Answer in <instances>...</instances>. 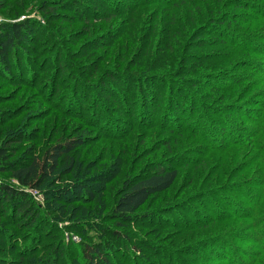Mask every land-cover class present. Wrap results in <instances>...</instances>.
Instances as JSON below:
<instances>
[{"label":"rangeland","instance_id":"1","mask_svg":"<svg viewBox=\"0 0 264 264\" xmlns=\"http://www.w3.org/2000/svg\"><path fill=\"white\" fill-rule=\"evenodd\" d=\"M41 1L17 0V3L27 6L25 17L19 20L26 18L33 34L29 53L17 54L15 60L18 61L13 64L9 74L3 73L0 68V133L3 137L30 134L19 154L26 153L30 148L43 156L52 144L62 141L80 139L84 145L70 154L74 166L69 173L65 172L63 162L41 190L26 192L40 205L43 213L37 228L24 229L17 227L13 220H0V228H3L6 239L2 249H7L6 253L0 254V258L10 260V264H48L49 259L44 258L54 249L57 252L56 264H86L79 258L83 245L97 247L100 244L109 250L111 264H226L215 260L212 253L218 249L215 243L221 241L231 245L226 247L224 253L231 264L235 259H245L246 264V257L254 261L257 246L248 244L257 239L250 230L253 220L235 217V213L246 209L242 192L247 194L250 189L248 183L259 179V175L253 176L255 159L264 164V156L258 151L257 142L247 136L240 138L234 135V141L230 143L232 135L226 133L229 129L222 121L227 119L229 125L236 126L240 120L237 114L228 112L229 109L249 107L255 111L257 103L261 102L259 97L264 94V78L259 75V69H264V51L261 49L264 42H256L259 49L253 47L249 51L248 47H244L240 51H228L224 42L226 39L221 41L220 34L209 26V22L202 24L186 41L182 53L188 49V53L199 60L206 55L208 59L206 63L196 66L205 65L200 70L189 73L187 68L195 66L199 60L186 61L183 54L181 58L184 60L179 63L171 60L180 49L183 36L178 38L175 50L164 54L156 50L163 46V34L159 31L162 23L154 27L157 24L155 19L168 15L162 13L159 0H149L152 4L143 13L131 17L122 15L115 19V27H121L125 34L119 37V42L117 40L111 44L108 39L104 40L105 46L100 50H93V44L98 39L106 38L107 27L103 24H94L95 30L91 28L90 37L84 34L76 40L73 37L82 23L77 22L78 16L71 10V3L79 1L80 4L81 0H56L58 12L68 17L63 22L52 18L51 10L40 11L38 7ZM90 1L94 0H83L81 10ZM4 2L5 7L0 10V27L7 30L6 25L19 5H15L14 0ZM227 12L233 11L230 9ZM185 13L189 17L188 12ZM186 17L179 21H184L185 27L175 21L182 35L189 27ZM236 23L239 28L234 26V30L245 31L241 22ZM259 26L258 32H236L234 40L241 41L239 36L247 37L249 33L263 37L264 20L259 22ZM136 27L134 39L129 41L126 50L122 45L131 37L133 31L130 29ZM222 27L225 33L226 26ZM144 31L152 35L150 49L141 58L135 53L131 57L139 42L137 35ZM197 39L200 40L197 42ZM126 51L127 58L124 60ZM118 58L125 62L130 60L129 70L123 69V72H127L131 80L137 78L133 83L134 86L139 84L141 90L148 88V81L143 79L150 73L148 71L168 67L160 77L152 76L151 81L157 84L167 81L171 88L179 85L181 93L184 91L179 97L183 95V106L186 107L184 109L182 106V115H172L167 107L162 106L176 97L175 88L166 95L162 88L158 101L160 106L153 112V122L146 126L143 125L148 120L146 110L144 114H137L140 119L138 123L143 127L136 126L128 109L123 114L118 112L113 106L115 100L126 98L131 105L138 103L140 106L144 93L104 92L101 86L104 83L100 84V80L96 81L95 78L88 79L82 72L83 65L90 60L91 66L97 63L103 68L119 63ZM106 61H109L108 65ZM231 75L238 79H253L245 81L241 84L243 86L235 85V90L227 95L224 90L216 88L210 92L214 96L208 99L207 89L215 87L213 84L218 82L230 83ZM229 85H224V89ZM227 105L234 108H227ZM210 112L219 113L222 118L214 117ZM131 115L136 117L135 112ZM250 127V124H245L242 130H249ZM153 163L174 165L178 173L175 183L169 190L151 196L126 229L118 228L110 220L117 190L126 178L145 174ZM101 173L108 174V181L104 184L97 183ZM1 183L12 185L7 175H0ZM81 184L96 191L92 204L83 200L84 196L81 201L73 199L81 196L77 194V187ZM51 187L68 189L65 196L71 202L63 218L55 211L56 206L46 203L49 201L47 195L53 189ZM261 211H264V206ZM211 220L214 223L208 228H198ZM237 227L240 228L237 230ZM213 230L222 233L217 242L207 238L213 234ZM114 231L118 235H125L126 241L115 238ZM30 242L40 247L39 252L34 255V261L20 262L17 252H24L23 247Z\"/></svg>","mask_w":264,"mask_h":264},{"label":"trees","instance_id":"2","mask_svg":"<svg viewBox=\"0 0 264 264\" xmlns=\"http://www.w3.org/2000/svg\"><path fill=\"white\" fill-rule=\"evenodd\" d=\"M4 1L5 0H0V10L5 7ZM14 2L15 5L19 6L13 13V18L11 19L10 23L6 25L8 29L4 30L3 28H1L2 26L0 27V68L1 71L6 74H9L13 64L18 61V59L15 60L18 55H26L27 53H29L31 49L29 46V42H31V36L33 34V30L29 26V22L26 20V18L19 20L21 17H25L24 10L27 6L17 3V0H14ZM78 2L72 1L71 3V10L75 11V15L78 16L77 22L82 23V26L73 34L75 40L81 34H84L83 36L85 37L92 36L91 28L95 30V27L93 26L94 24H103L107 27L105 29V33L107 34L106 38L98 39L93 44V50H100L104 48V40L108 39V41L112 44L115 43L119 39V37H123L125 31H121V27H115V19L122 17V15H124L125 17H131L138 13H143L144 10H146V8L152 4L149 0H94L90 1L89 5L87 4L88 7L84 6L83 10H81L83 0L80 1V4ZM159 2H161V6L163 7L162 13L168 15L167 17L155 19L157 24H155L154 27L162 23L160 25L159 31L161 30L160 32H162L163 34V46L157 47L156 50L159 54H164L165 52L175 50L178 44V38L183 36L182 38L184 39V41L181 42L179 46L180 49L181 47L182 49H178L177 54L171 58V60H174L177 63H179L181 60H184L181 58L182 54L185 56L186 61H192L195 59L199 60L195 55H190L188 53V49H186V51L183 53L182 51L184 48H186V41L195 34L194 32H197L202 24L204 25L208 22L210 23L209 26L215 28V32H218V34H220L219 39L221 41H224L226 39V41L224 42L227 44L226 47L228 51H240L244 47L245 49L246 47H248L249 51L253 47L259 49L256 47V45H258L256 44V42H264V35L263 37H259L255 36L252 33H249L247 37L239 36L240 40L242 39L241 41L236 42L234 40V35L236 32L246 33L247 30L251 32H258V30H260L261 26H259V22L261 20H264L263 0H159ZM76 3H78V5H75ZM126 4H128V6H126ZM38 8L42 12H48L49 10H51L50 16L60 22H63L68 18L64 13L58 12L59 8L56 0H42ZM230 9H232V11L236 13L227 12V10ZM185 12H188L189 17H186ZM185 17L187 18V20L185 21L189 27L186 28V34L182 35L183 32H180L178 30L177 23L185 27L184 21L179 22L180 19L184 20ZM236 22H241L244 25L242 27V30L244 29L245 31L234 30V26V28L236 29L239 28ZM138 23H140V20L138 21ZM250 23L256 25L249 26L248 24ZM222 26H226L225 33L222 31ZM136 29L137 27L130 29L131 31H133V33L131 34V37H129L128 42L122 45L126 50L129 41H132L134 39L133 34L136 33ZM262 32L264 33V29L262 30ZM137 36L139 42L135 45L136 48L131 57L135 53L138 58H141L143 55H146L148 53V50L150 49L152 43V35H149L144 31V33H141V35ZM198 40L200 39H197L195 41L198 42ZM119 41L120 40H118V42ZM156 43L157 39L155 41V44ZM261 49L264 51L263 47ZM125 54L126 57H123L124 60L127 58V51L125 52ZM81 56L86 57L83 54ZM201 58L203 59L196 62L195 66L191 65V67L187 68V71L189 73H194L196 72V70H200L201 67L205 66L203 65L196 67L199 64L201 65L206 63L205 60L208 59L207 55ZM86 59H88V57H86ZM118 60L119 63H112L110 67L103 68H100L97 63L91 66L92 61L90 60L89 63L83 65L84 69L82 70V72L84 73V77L88 79L95 78L96 81L100 80V84L104 83L103 85H101L104 92L116 94V92L118 91L119 93L122 92L127 94H139L142 91L144 93L143 102L139 103L140 106L138 105V103L131 105L126 98L125 100H121L120 98L118 99V101L115 100L113 106L116 110H118V112L123 114V111L128 109V112H130V117L132 118L133 122L137 124V127H143V125L146 126L153 122V114L160 106L158 101L160 100V96L162 94V88H164L165 95L167 93H171L172 88H175L176 97L172 98L171 103H168L169 100H167L165 105L162 106L167 107L170 111V114L172 115H182L181 109L185 104V99L182 100L183 95L182 97H179L180 94H184V91L181 93L182 89L179 87V85L173 86L171 88L167 81H159L160 83L158 84L151 81L152 76L160 77L163 73V70L165 71L169 69L168 67L156 68L157 70L148 71L150 73L146 74V76L143 77V79L148 81V83H146L148 88H146V90H141L139 84H137V86H134L133 81H136L137 78L131 80L130 78L132 77L127 72H123L124 70H129L131 66L130 60L128 62H125L119 58ZM106 64L108 65L109 61H106ZM207 68L209 69V66ZM86 69H91V71L88 72V70ZM147 69L149 70L150 68ZM117 70L121 71V73ZM154 71L156 72L154 73ZM259 71V75L264 78V69H259ZM123 77L126 78L124 79ZM229 78L231 81L230 83H226L230 84L229 86H227V88L224 89V85H226L224 82L222 84L221 82H218L213 84V86L215 87L207 89V94H209L207 98L211 100L214 95L212 93L210 94V92L216 90V88L224 90L225 94L227 95L235 90V85H241L245 81L249 82L251 79H253V77H251L242 78V80L241 78L238 79L237 77L233 78L232 75ZM234 80H237V83H233L232 81ZM192 85H194V82H192ZM219 85L223 86L218 87ZM259 98L261 99V102L257 103V109H255V111L249 109V107H247L246 109L245 107L229 109L228 112H231L235 115L237 114L236 116L240 120L239 123L236 124V126L229 125L230 123L227 121V119H223L222 124L227 126L229 129L226 133L228 135H232L231 139L229 140L230 143L234 141V135L240 136V138L247 136L248 138H251L257 142V148H259L258 151L264 156V141H262V139L264 140V94ZM232 107V105H227V108ZM133 108H135L134 111ZM183 108L185 109L186 107L183 106ZM145 110L148 112V115H146L148 120H146V122L141 125L140 123H138L140 119L137 118V114H144ZM192 110L193 108H191V111ZM133 112H135L136 117L131 115ZM210 114L214 117L222 118V115L219 116V113L214 114L210 112ZM171 120L172 119H170L169 121ZM172 121L170 123H172ZM245 124H250L251 130H242ZM28 135L30 134L23 133L12 134L8 137H3L0 133V175H7L9 180L12 182V185H6L2 183L0 184V220H13L15 221L17 227L24 229H33L37 228V226L40 224L39 222L42 219L43 213L41 212L42 210L40 205L37 204L31 198V196L27 195L26 192H36L41 190L42 187L47 185L49 178L55 174V172L59 168V165L63 162L66 165L65 172L69 173L74 166V160L72 155L70 154L80 146L84 145V141L78 139L66 142L62 141L61 143H54L45 151L43 156H40L36 152L34 153V151L32 149L31 151L30 148H28L29 150L26 153L19 154L21 146L25 144L24 142L29 140L27 139ZM195 135L198 134L195 133ZM209 138L211 139L212 137L209 136ZM255 162L256 170L253 172V176L256 177V175H259V179L251 180L248 183L247 187H249L250 189L247 194L242 192L244 194V197H241L245 202L244 204L246 209L235 213V217L242 216L246 217L247 219L252 218L253 221L251 222L250 230L253 231L252 235H256L257 238H254V240L251 239L252 242L248 243L253 244V246H257V257L254 258V261L251 258L246 257V264H251L252 262L253 264H264V211H261V208L264 206V168H260L261 166L263 167L264 164L257 158L255 159ZM89 166L90 165H87V167ZM250 167L251 165L249 166V169ZM107 177L108 174L101 173L97 178V183L99 184L103 182L104 184L108 181ZM177 177L178 173L177 169L174 168V165L170 163H153L149 171L145 172V174L126 178L121 184V187L117 190L110 214V220L114 221V224L118 228L126 229V226L132 224L136 212L142 206H144L148 199L155 194H160L169 190L175 183ZM51 188L53 189L51 190V193L47 195L49 197V201H46V203H50L56 206L55 211L58 212L61 218H63L67 215V206L71 202L70 199H68L69 197L65 196L66 194H68V189L62 187ZM77 189V194L80 193L81 196L79 198L72 197L74 200L81 201V198H83L84 196L83 200H88V203L92 204V202H95V190L92 191L83 184L79 185ZM204 223L205 224H203V226L198 228H201V230L206 227L208 228V226L214 223V221L211 220ZM239 228L240 227H237V230ZM2 232L3 228H0V254L7 252V249H2V243H6L5 235L3 236ZM113 233H115V238H122L124 239V241H126L125 235H118V232L116 231H114ZM221 234L222 233H218L216 230H213V234L211 236H208L207 238L210 240L214 239L215 242H217L218 239L222 237ZM241 240L242 239H240V241ZM241 242L244 243L243 241ZM97 245V247H91L88 244L83 245L79 258L83 263L86 264H111L110 260L108 259L109 250L107 249V247L100 244ZM215 245L218 249L212 252L214 253V259L218 260V262H224L226 264L230 262L229 264H231L230 259L227 258V256L224 254L226 247L231 245H229V243L227 242L222 243L221 241L218 244L215 243ZM23 249L24 252H17L20 262L30 261L31 259H33L32 261H34L33 257L36 252H39L40 247H36V245H33L32 242H30L29 244H26ZM25 254L26 259L22 260ZM56 255L57 252H55L53 249L49 253V255L44 258V260L49 259L48 264H56ZM10 262V260L0 258V264H10ZM244 263L245 259H242V261H239V259L234 260V264Z\"/></svg>","mask_w":264,"mask_h":264},{"label":"built area","instance_id":"3","mask_svg":"<svg viewBox=\"0 0 264 264\" xmlns=\"http://www.w3.org/2000/svg\"><path fill=\"white\" fill-rule=\"evenodd\" d=\"M28 192V191H27ZM30 192H34V191H30Z\"/></svg>","mask_w":264,"mask_h":264}]
</instances>
